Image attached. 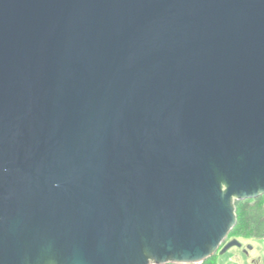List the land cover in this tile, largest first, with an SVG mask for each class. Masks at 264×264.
<instances>
[{
	"label": "water",
	"instance_id": "water-1",
	"mask_svg": "<svg viewBox=\"0 0 264 264\" xmlns=\"http://www.w3.org/2000/svg\"><path fill=\"white\" fill-rule=\"evenodd\" d=\"M261 196L264 0H0V264H202Z\"/></svg>",
	"mask_w": 264,
	"mask_h": 264
},
{
	"label": "trees",
	"instance_id": "trees-1",
	"mask_svg": "<svg viewBox=\"0 0 264 264\" xmlns=\"http://www.w3.org/2000/svg\"><path fill=\"white\" fill-rule=\"evenodd\" d=\"M238 222L229 237L259 238L264 241V196L237 203ZM215 254L202 264H218Z\"/></svg>",
	"mask_w": 264,
	"mask_h": 264
},
{
	"label": "rangeland",
	"instance_id": "rangeland-1",
	"mask_svg": "<svg viewBox=\"0 0 264 264\" xmlns=\"http://www.w3.org/2000/svg\"><path fill=\"white\" fill-rule=\"evenodd\" d=\"M233 241L239 245L227 247ZM217 255L218 264H264V241L259 238L229 237Z\"/></svg>",
	"mask_w": 264,
	"mask_h": 264
}]
</instances>
